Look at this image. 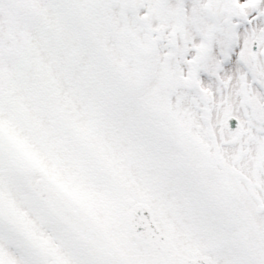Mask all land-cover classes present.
<instances>
[{
	"label": "snow or ice",
	"instance_id": "6c2138e0",
	"mask_svg": "<svg viewBox=\"0 0 264 264\" xmlns=\"http://www.w3.org/2000/svg\"><path fill=\"white\" fill-rule=\"evenodd\" d=\"M0 264H264V0H0Z\"/></svg>",
	"mask_w": 264,
	"mask_h": 264
}]
</instances>
